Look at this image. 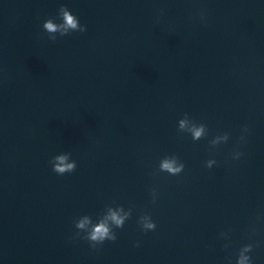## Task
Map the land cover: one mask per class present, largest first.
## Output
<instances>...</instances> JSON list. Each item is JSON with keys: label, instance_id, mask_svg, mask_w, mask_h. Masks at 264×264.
<instances>
[{"label": "water", "instance_id": "obj_1", "mask_svg": "<svg viewBox=\"0 0 264 264\" xmlns=\"http://www.w3.org/2000/svg\"><path fill=\"white\" fill-rule=\"evenodd\" d=\"M61 6L86 31L50 41ZM100 223L117 239L93 249ZM249 244L264 264V0H0V264H236Z\"/></svg>", "mask_w": 264, "mask_h": 264}, {"label": "clouds", "instance_id": "obj_2", "mask_svg": "<svg viewBox=\"0 0 264 264\" xmlns=\"http://www.w3.org/2000/svg\"><path fill=\"white\" fill-rule=\"evenodd\" d=\"M55 19H59L61 22L57 23L55 22ZM49 18L46 20V22L43 23V30H46L48 33V39L50 41H55L57 39L56 35H52L54 33H59V36H67L72 32H85L86 28L81 26L79 23L78 18L71 13L69 9H67L64 6H61L59 9V14L57 18ZM187 115V114H185ZM181 128L185 126V121L181 120L180 122ZM203 131V126L201 128L197 129L194 132V137L199 138L201 136V133ZM244 131H247V128L245 127ZM227 139V136L225 137ZM243 140V137H241ZM243 153L237 152L234 155V159H239L240 156H242ZM70 154H59L55 156L50 163L53 165V172L57 175L63 176L66 173H72L76 170V162L73 161L72 163H68ZM215 160H209L206 162V167L211 169L213 167V164L216 165ZM162 169L166 170L167 173H169L172 176L179 175L184 170V164L181 163L179 166H176V160L173 159L171 161H165L162 165ZM153 203H155V198H153ZM131 216L130 214L126 217H120L117 213L113 212L111 214V220L113 224L115 225L116 229L123 228L125 224V219H129ZM148 222H145L141 224V221L139 220L138 223L141 225V228L143 231H154L156 228V224L151 220V217L147 215ZM85 221H82L81 223L77 224L75 227L78 229L84 228ZM77 237H80V233H76ZM82 239H85L89 242L90 246L95 249L97 245L103 244L106 240L107 241H115L117 239L114 231H112L109 226L105 223H100L99 225L93 227L91 230L87 232L86 235L83 237H80ZM227 247V245L225 246ZM253 246L251 244L246 245L242 247L238 253V258L236 260V264H251V257L248 255V253L252 252ZM228 259V264H232V261L230 258Z\"/></svg>", "mask_w": 264, "mask_h": 264}]
</instances>
